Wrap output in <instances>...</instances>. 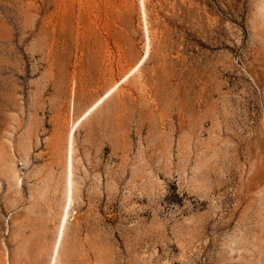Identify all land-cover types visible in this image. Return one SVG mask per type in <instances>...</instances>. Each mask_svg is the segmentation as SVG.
I'll return each mask as SVG.
<instances>
[{"label": "rangeland", "instance_id": "obj_1", "mask_svg": "<svg viewBox=\"0 0 264 264\" xmlns=\"http://www.w3.org/2000/svg\"><path fill=\"white\" fill-rule=\"evenodd\" d=\"M144 5L0 0V264H264V0Z\"/></svg>", "mask_w": 264, "mask_h": 264}, {"label": "bare ground", "instance_id": "obj_2", "mask_svg": "<svg viewBox=\"0 0 264 264\" xmlns=\"http://www.w3.org/2000/svg\"><path fill=\"white\" fill-rule=\"evenodd\" d=\"M140 2H141L142 15H143L144 21H146V10H145V5H144V0H140ZM107 94H106V96H108ZM102 100H103V98H101L97 103H95L94 106H92L90 109H88L82 115L81 118L85 119L94 110V108L97 107L98 103L102 102ZM74 130H75V123L72 125L71 131L69 133L68 155H67V163H68V167H69L68 170L69 171H68V184L66 186L67 187V200H66V204L64 206V210H63V214H62V218H61V233H60L61 235H63V230L65 228V225H66L69 213H70L71 205L73 202V131ZM14 176L18 180L16 173ZM59 241H60V239H59Z\"/></svg>", "mask_w": 264, "mask_h": 264}]
</instances>
